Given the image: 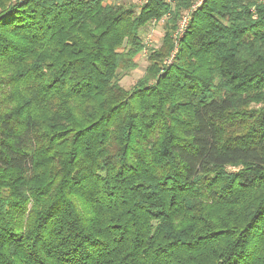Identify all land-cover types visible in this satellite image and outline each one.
I'll return each instance as SVG.
<instances>
[{"label":"trees","instance_id":"16d2710c","mask_svg":"<svg viewBox=\"0 0 264 264\" xmlns=\"http://www.w3.org/2000/svg\"><path fill=\"white\" fill-rule=\"evenodd\" d=\"M191 2L0 0V264H264V6Z\"/></svg>","mask_w":264,"mask_h":264},{"label":"rangeland","instance_id":"374dc122","mask_svg":"<svg viewBox=\"0 0 264 264\" xmlns=\"http://www.w3.org/2000/svg\"><path fill=\"white\" fill-rule=\"evenodd\" d=\"M109 2L115 1L118 2H136L138 5H141L145 0H108ZM165 18V17H164ZM163 34V21L159 20L156 22H151L149 25H147L140 33L143 41L146 43V50H143L140 52L136 57L135 60L137 61V67L133 70H130L129 72H125L121 75L120 78V84L128 89L130 88L138 78L143 74L145 70V66L147 64V47H152L159 45L161 42V36ZM166 60V59H165ZM164 60V64L166 63Z\"/></svg>","mask_w":264,"mask_h":264},{"label":"built area","instance_id":"2783aa9c","mask_svg":"<svg viewBox=\"0 0 264 264\" xmlns=\"http://www.w3.org/2000/svg\"><path fill=\"white\" fill-rule=\"evenodd\" d=\"M168 1L171 2L172 0H168ZM252 1L254 2V4L251 6L250 11L254 15L256 5L264 6V0H252ZM204 2H205V0H192L190 6L181 15V17H180V19L176 25V28L174 29V31L172 33V39H173L175 48L171 52L170 56L165 60L166 63H168V64L171 63V61H172V59L175 56V53L177 51V46H178L180 40L182 39V37L184 36V34L187 30V27H188V24H189L191 17L193 16V14L196 11H198L202 7ZM254 17H255V15H254ZM161 20L164 21V19H161ZM153 22H156V21L154 20V21H152V23Z\"/></svg>","mask_w":264,"mask_h":264}]
</instances>
